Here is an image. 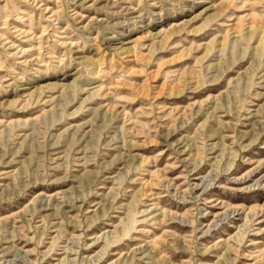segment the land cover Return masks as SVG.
<instances>
[{"label":"rangeland","instance_id":"1","mask_svg":"<svg viewBox=\"0 0 264 264\" xmlns=\"http://www.w3.org/2000/svg\"><path fill=\"white\" fill-rule=\"evenodd\" d=\"M0 264H264V0H0Z\"/></svg>","mask_w":264,"mask_h":264}]
</instances>
